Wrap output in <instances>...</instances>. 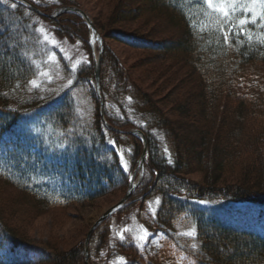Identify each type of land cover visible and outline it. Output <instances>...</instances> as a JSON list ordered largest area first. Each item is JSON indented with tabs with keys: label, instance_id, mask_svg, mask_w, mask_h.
<instances>
[{
	"label": "trees",
	"instance_id": "trees-1",
	"mask_svg": "<svg viewBox=\"0 0 264 264\" xmlns=\"http://www.w3.org/2000/svg\"><path fill=\"white\" fill-rule=\"evenodd\" d=\"M57 1L49 9L38 7L50 13L58 6H76L69 0ZM112 3V24H131L147 14L161 16L176 30L174 36L154 40L125 30L107 32L93 20L104 41L101 92L109 88L107 78L102 77L107 60L108 78H118L121 97L130 96L135 111L146 121L143 130L148 145L146 174L129 202L115 215L125 214L131 204L142 205L155 192L162 197L152 222L156 227L151 226L161 233L160 253L155 250L150 256L127 243L117 245L115 255L125 258L122 264H163L166 246L177 251L184 249L175 238L174 224L185 216L197 231L198 248L195 254L191 251L186 256L195 264H264V235L234 225L212 206L213 203L251 205L264 211V45L259 44L264 28L248 25L253 40L249 42L241 36L237 43L234 37L229 46L224 44L222 33L216 31L215 23L204 15L200 3L194 0H113ZM15 4L17 7L13 9L0 3V180L32 201L36 213L83 204L121 189L124 195L128 171H124L120 157L123 155L129 169L142 154V144L133 136L108 131L97 111L96 98L94 117L80 119L82 127L75 123L78 114L68 98L59 97L49 107L47 116L52 129L66 137L57 136L59 140L70 144L66 150L48 153L42 147L32 153L21 142L18 127L23 115L42 102L35 98L36 102L26 103V97L20 98L21 94L17 93L18 87H25L29 70L20 56L19 39L20 34H27L20 25L21 31L13 37L7 27L11 25L15 33L17 22H12L13 17L18 18L17 11L26 10ZM69 16L62 19L58 31L70 37L80 32L84 35L90 64L78 77L94 79L88 29L80 17ZM10 37L17 47L7 51ZM105 40L157 52L164 61L183 63L192 88L172 102L174 109L168 115L132 84L129 75L122 72L106 49ZM151 72L146 71L147 79L153 77ZM104 114L111 127L125 131L119 122ZM188 119H194L193 124H188ZM194 172L202 173L201 183L187 178ZM230 176L232 181H228ZM108 236V221H105L92 234L88 248L100 250ZM84 243L67 251H50L16 237L0 220V264H85ZM88 253L89 263L94 264L92 254Z\"/></svg>",
	"mask_w": 264,
	"mask_h": 264
},
{
	"label": "rangeland",
	"instance_id": "rangeland-1",
	"mask_svg": "<svg viewBox=\"0 0 264 264\" xmlns=\"http://www.w3.org/2000/svg\"><path fill=\"white\" fill-rule=\"evenodd\" d=\"M33 1L45 9H49L58 3L57 0ZM112 1L69 0V3L76 4L75 7L80 9L92 23L93 20H96L97 24L107 32L125 30L132 34L150 36L154 40L166 39L176 34V30L170 27L161 16L157 15L145 14L141 19L131 24H112L111 17L114 11ZM194 2L196 4L200 3V9L205 15L207 9L202 0H194ZM11 4L9 2L5 5L12 8ZM65 6L74 7V5ZM69 15L62 13L54 18L55 23H52L26 10L23 12L17 11L18 18L13 17L12 20L14 24L17 22L15 24L17 28L14 29L15 33L12 31L11 25L7 26L10 33L12 32L14 35L13 37L17 36L18 31H21V28L18 29L20 25L27 34H20L19 39L21 43L20 56L22 61L25 62L29 74L25 87H18L17 93L21 94L20 98L26 97V103H32L35 98L42 102L23 115L21 125L18 127L21 142L27 144L32 153L37 152L42 147L50 153L56 150L55 145L65 143L63 140H59L58 137L62 139H66V137L61 132L58 133V131L52 129L47 116L50 110L49 107L53 105L57 98L66 97L70 100L71 105H74L79 115H77L78 118L75 123L80 127L83 125L80 119L93 118L95 114L94 81L91 78L81 79L78 77L83 75L81 73L90 64L87 63L90 56L82 39L84 35L80 32L81 35L75 33L70 37L58 31L62 19L66 16L70 17ZM36 29H43V32H37ZM44 35L48 37L46 41L43 39ZM105 47L114 57L122 72L129 75L132 84L140 89L142 93L149 95L156 102L157 107L168 115L171 109H174L173 103L193 86L187 73L188 69L183 63L169 61L168 59L164 61L159 59L157 52L133 49L112 40H105ZM22 54H25L27 58H24ZM49 57H52V59L49 60ZM106 59L105 55L104 60ZM107 63L106 60L102 67V77L107 78V84L109 85V88L102 89L101 92L102 101L105 105L103 112H106L110 119L119 122V126L122 125L125 130L132 128L145 130L146 121L140 113L135 111L131 103V97L128 95L121 97L118 78L113 76L108 78ZM73 64H77L78 71H72ZM38 70L47 72L48 75H37ZM146 71L154 72L153 77L147 79ZM33 78L37 79L38 87L30 91L31 85L28 81ZM69 79L73 81V84L65 89L63 86L67 84ZM130 83H128V86ZM96 101L99 113L97 98ZM77 109H79V112ZM193 120L188 119L187 123L193 124ZM156 137L160 141L159 133H156ZM187 178L195 183H201L202 173L194 172L187 175ZM232 180L230 176L228 181ZM122 195L123 190L121 189V191H114L83 204L75 203L65 208L48 209L36 213L33 210L32 201L26 199L16 188L0 180V220L6 228L12 230L16 237L22 240L50 251L53 249L67 251L85 241V234H87L89 227L102 213L122 199L124 197ZM157 198H159V205H157ZM161 200L160 193L155 192L147 196L142 205L131 204L126 209L125 214H117L111 217L108 220L109 236L105 244L96 252L88 248V251L92 254V262L94 264H122L123 261L118 260L122 256L115 255L116 246L120 244L125 246L130 243L136 247L137 240L135 238L143 235L144 230L152 235L148 238L149 242L143 251L149 253L150 256L155 254L153 253L155 250L160 253L161 243H158V238L161 233L151 226L156 227V223L152 222H154L160 208ZM212 206L214 209L220 210L234 225L241 226L243 229L255 230L264 235V211H259L251 205L213 203ZM154 211L155 216L153 215ZM226 211L229 212L226 213ZM193 226H195L194 223L185 216L180 217L175 222V238L180 247L187 251L183 248L182 251H177L172 249L171 246H166L163 264H189L191 260L189 257L183 260L181 257H186L187 252L193 251L190 244L193 242L197 244V242L196 239L183 237L179 233L189 230ZM124 227L125 230H123ZM121 232L126 237L123 243L119 240L118 235ZM101 253L104 255H101Z\"/></svg>",
	"mask_w": 264,
	"mask_h": 264
},
{
	"label": "snow or ice",
	"instance_id": "snow-or-ice-1",
	"mask_svg": "<svg viewBox=\"0 0 264 264\" xmlns=\"http://www.w3.org/2000/svg\"><path fill=\"white\" fill-rule=\"evenodd\" d=\"M0 3H9V0H0ZM203 5L206 6L207 11L205 15H207L210 19V22H214L216 25V31L222 33L223 42L225 45L232 46V40L235 37L237 43H240V37L245 36L249 42L253 40V35L251 33V29L248 25H255L259 28H264V0H202ZM12 8H16L17 5L15 3L11 4ZM239 12V15H238ZM250 14V15H249ZM37 32H43V29H36ZM262 38L259 40L260 45H264V33L261 34ZM2 39V38H0ZM43 39L46 41L48 39L47 35H44ZM79 43V42H77ZM17 47L15 42H12L11 37L9 38V43L7 47V51H11ZM24 58H27L25 54H22ZM52 57H49L51 60ZM87 62V61H86ZM90 63V62H87ZM72 71H78L77 64L72 65ZM37 75L47 76V72L37 71ZM31 85L29 90L35 89L38 87L37 79L33 78L28 81ZM73 81L69 79L67 84L63 87L66 89L69 85H72ZM19 86V83L17 84ZM59 94V92H57ZM130 99V98H129ZM79 112V109H77ZM109 143H113L109 141ZM70 147V144L67 143H59L55 145L57 150H66ZM172 163L171 159L168 161ZM120 163L124 168V171H128V166L124 161L123 155L120 157ZM201 203H204L201 201ZM157 205H159V198H157ZM155 216V211L153 212ZM119 240L123 243L126 240V237L123 233H119ZM152 234L147 230H144L143 235L136 237L137 240L136 247L140 250H143L146 244L149 242V237ZM179 235L195 240L197 238V231L195 226L191 227L189 230L183 231L179 233ZM190 248L193 250L195 254V250L198 248V245L193 242L190 244ZM101 255H104L101 253ZM181 259H186V257H181ZM119 261H124V257H119ZM189 264H195L194 261H189Z\"/></svg>",
	"mask_w": 264,
	"mask_h": 264
},
{
	"label": "water",
	"instance_id": "water-1",
	"mask_svg": "<svg viewBox=\"0 0 264 264\" xmlns=\"http://www.w3.org/2000/svg\"><path fill=\"white\" fill-rule=\"evenodd\" d=\"M19 3H21L22 5L26 6L28 9L32 10L33 12H36L38 15H43V16H47L49 18H56L58 15L60 14H64V13H74L76 15L81 16L87 26L88 29L91 32V36L89 38V43L91 46V49L94 50L95 45H96V41L98 42V49H99V54H98V58L94 59V73H95V81H96V86L98 88V82H99V75H100V62H101V57H102V52H103V44H102V38L99 35L98 31L96 30V28L94 27L92 21L85 16V14L80 11V9L76 8V7H69V6H65V7H60L58 8L53 15L49 16L44 14L43 12H41L38 7H36L34 4L28 2L27 0H15ZM100 116L102 119H104L103 117V113L102 110L100 108ZM106 127L113 130L111 126H109L107 123H105ZM134 134H138L143 138L144 141V150L143 153L141 155L140 158V163L138 165V168L140 169V176L142 175V169H143V162H144V156L145 153L147 151V146H146V141L144 139V136L142 135L141 132L135 130L133 132ZM134 190V185L132 184V180L129 183L128 186V190L126 192V194L124 195V197L115 205L111 206L109 209H107L94 223L93 225L90 227V229L87 232L86 235V239H85V243H84V250H85V264H88L87 262V258H88V252H87V246H88V242L93 234V232L96 230V228L102 224L108 217H110L116 210H118L119 208H121L123 206V204L131 197L132 192Z\"/></svg>",
	"mask_w": 264,
	"mask_h": 264
}]
</instances>
